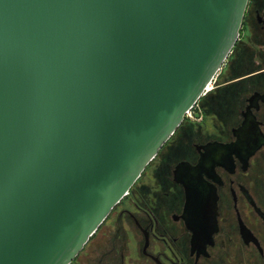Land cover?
Wrapping results in <instances>:
<instances>
[{
	"label": "water",
	"instance_id": "1",
	"mask_svg": "<svg viewBox=\"0 0 264 264\" xmlns=\"http://www.w3.org/2000/svg\"><path fill=\"white\" fill-rule=\"evenodd\" d=\"M248 1L0 0V264L78 255L221 68Z\"/></svg>",
	"mask_w": 264,
	"mask_h": 264
},
{
	"label": "flooded vegetation",
	"instance_id": "2",
	"mask_svg": "<svg viewBox=\"0 0 264 264\" xmlns=\"http://www.w3.org/2000/svg\"><path fill=\"white\" fill-rule=\"evenodd\" d=\"M259 24L264 33V22L260 21ZM237 42L210 89L198 100L194 113H199V119L196 122H191L189 117L183 119L127 193L100 223L103 224L116 209L118 212H126L139 231L141 253L154 264H203L215 256H222L226 260L225 257L229 255L239 254L258 256L262 262L264 260L263 80L258 84L249 81L246 89L239 90L238 104L231 109L229 120H224L219 105L213 104L222 97L223 72L229 67L226 61L231 59L232 64L235 63L240 46ZM233 90L231 95L235 92ZM216 114L223 116L217 123L213 120ZM184 124L192 129L196 127L198 133L192 134L186 147L176 148L182 154L174 160L167 172L171 184L163 188L161 181L152 173L153 170L150 173L148 170L149 174L142 173L150 167V162L155 165L162 150L174 140L179 126ZM179 161L196 167L183 171L181 181L175 179L173 171ZM143 184L149 187L146 204L141 201L143 197L138 188L134 191V187ZM157 190L166 199L174 194V204L157 203ZM130 194L135 210L129 208L130 204L126 202ZM189 198L194 199L193 205H188ZM100 225L87 242L94 237ZM210 236V242L192 243L194 237L205 239ZM103 241L104 238L95 240L91 247L98 248L105 243ZM123 257L121 251L118 264H123ZM88 260V264H94L92 256Z\"/></svg>",
	"mask_w": 264,
	"mask_h": 264
},
{
	"label": "rangeland",
	"instance_id": "3",
	"mask_svg": "<svg viewBox=\"0 0 264 264\" xmlns=\"http://www.w3.org/2000/svg\"><path fill=\"white\" fill-rule=\"evenodd\" d=\"M248 2L249 5L245 11L244 24L242 22L240 28V38L237 39V44L240 46L238 48V54L235 57V63L232 64L231 59L226 61L227 64L229 63V67L223 72V81L221 82L223 94L222 97L213 102L214 106L219 105L221 108L224 113V120H229L231 109L234 105L238 104V92L240 89H246L249 81L252 84L255 82L258 84L260 80H263L264 83V33L259 22L256 20L255 13V11L258 10L264 19V0H249ZM232 90L235 92L231 95ZM211 104L212 103H209V105ZM193 116L194 117L187 118L190 119L191 122H196L199 119V113H193ZM222 117V115L218 116L216 114L213 120L217 123L218 119ZM193 129L186 124L180 125L178 133L173 137L174 140L162 150L154 166L151 165L152 162H150V167L148 166L142 175L145 173L149 174L153 170L152 173L156 175L157 180L161 181L162 186H164L163 188L171 184L167 172L174 160L182 154V152L176 148L180 146L183 149L187 146L192 134L198 133L196 127H193ZM148 177L149 175H147V178ZM136 189L143 197L141 201L146 204L149 191L148 184L134 187V191ZM159 190L163 189L160 188ZM155 195V201H157V203L171 202L174 204L176 197L172 194L170 198L166 199L164 194L158 190L155 192ZM126 200V202L130 204L129 208L135 210L136 207L132 206L133 203L131 204V194ZM117 210L118 209L100 225L94 237L86 243L76 258L69 264H88V257L91 256L94 264H118L120 262L121 251L124 255L123 264H154L152 260L142 254L139 249L141 239L139 238V231L132 222V219L126 212H118ZM103 238V242H105L103 245L100 247L98 246V248L91 247V244L95 240H103ZM225 259L226 260H223L222 256H215L207 261V263L203 264H222V262L227 264H264V260L262 262L261 258L258 256H245L239 254L229 255V257H225Z\"/></svg>",
	"mask_w": 264,
	"mask_h": 264
},
{
	"label": "built area",
	"instance_id": "4",
	"mask_svg": "<svg viewBox=\"0 0 264 264\" xmlns=\"http://www.w3.org/2000/svg\"><path fill=\"white\" fill-rule=\"evenodd\" d=\"M212 82V81H211ZM212 85V84H211ZM211 87V86H210ZM210 87H207L205 90H204V92L202 93V94H205L209 89H210ZM196 107H198V102L196 101L187 111H186V113H185V116L186 117H194L193 116V111L194 110H196ZM193 112V113H192Z\"/></svg>",
	"mask_w": 264,
	"mask_h": 264
},
{
	"label": "trees",
	"instance_id": "5",
	"mask_svg": "<svg viewBox=\"0 0 264 264\" xmlns=\"http://www.w3.org/2000/svg\"><path fill=\"white\" fill-rule=\"evenodd\" d=\"M248 5H249V2H248ZM247 7H248V6H247ZM245 15H246V12H245ZM245 15H244V18H245ZM244 18H243V21H242V22H243V24H244V20H245Z\"/></svg>",
	"mask_w": 264,
	"mask_h": 264
},
{
	"label": "bare ground",
	"instance_id": "6",
	"mask_svg": "<svg viewBox=\"0 0 264 264\" xmlns=\"http://www.w3.org/2000/svg\"><path fill=\"white\" fill-rule=\"evenodd\" d=\"M210 86H211V83H209L208 87H210Z\"/></svg>",
	"mask_w": 264,
	"mask_h": 264
}]
</instances>
